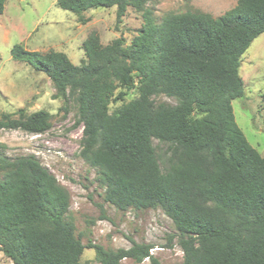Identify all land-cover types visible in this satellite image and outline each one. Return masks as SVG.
I'll use <instances>...</instances> for the list:
<instances>
[{"label":"trees","instance_id":"trees-1","mask_svg":"<svg viewBox=\"0 0 264 264\" xmlns=\"http://www.w3.org/2000/svg\"><path fill=\"white\" fill-rule=\"evenodd\" d=\"M147 1L56 0L81 22L88 8L114 6L115 27L128 7L141 12L142 24L128 43L119 35L103 44L88 32L79 64L63 51L21 43L11 57L49 77L59 109L75 104L79 155L96 168L103 200L118 210L160 208L171 220L179 264H264V156L231 106L244 91L241 56L264 32V0H235L217 17L187 10L158 21ZM51 116L0 112V128L38 134ZM153 140L165 145L162 154ZM68 204L67 190L35 155L10 158L0 142V252L12 264H85V247L101 264H160L149 243L131 239L115 250L82 243L65 217Z\"/></svg>","mask_w":264,"mask_h":264},{"label":"rangeland","instance_id":"rangeland-1","mask_svg":"<svg viewBox=\"0 0 264 264\" xmlns=\"http://www.w3.org/2000/svg\"><path fill=\"white\" fill-rule=\"evenodd\" d=\"M234 4L235 0H148L146 6L158 21L166 13L187 10L217 17ZM114 10V6L88 8L83 15L87 20L81 22L75 13L59 7L56 0H6L0 13V112L44 109L52 116L50 128L38 134L0 128V142L10 158L35 155L67 190L65 217L72 221L82 243L90 241L115 250L128 247L132 239L151 244L150 252L160 264H179L182 251L177 239L173 236L168 241L175 233L171 220L160 208L118 210L103 200L96 168L79 155L82 125L76 121L75 104L69 102L67 111L59 109L62 99L53 98L49 77L11 57V47L21 43L40 53L48 49L63 51L72 63L79 64L83 57L82 40L93 30L103 44L119 35L128 43L142 24L141 12L128 7L115 27ZM239 73L244 91L241 97L231 100L234 119L248 142L264 156V32L242 54ZM131 92L126 98L132 96ZM155 101L174 102L164 95L156 96ZM117 104H110V109ZM153 145L158 154L163 153L164 144L153 140ZM81 261L101 264L95 260L93 248L88 247L83 249ZM0 264L12 262L0 252ZM119 264H149V259L134 262L123 258Z\"/></svg>","mask_w":264,"mask_h":264},{"label":"clouds","instance_id":"clouds-1","mask_svg":"<svg viewBox=\"0 0 264 264\" xmlns=\"http://www.w3.org/2000/svg\"><path fill=\"white\" fill-rule=\"evenodd\" d=\"M151 253V252H150Z\"/></svg>","mask_w":264,"mask_h":264}]
</instances>
